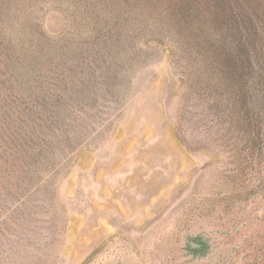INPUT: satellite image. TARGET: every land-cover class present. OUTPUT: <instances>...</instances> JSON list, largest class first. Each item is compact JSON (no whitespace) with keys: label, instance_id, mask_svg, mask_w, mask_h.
Instances as JSON below:
<instances>
[{"label":"rangeland","instance_id":"374dc122","mask_svg":"<svg viewBox=\"0 0 264 264\" xmlns=\"http://www.w3.org/2000/svg\"><path fill=\"white\" fill-rule=\"evenodd\" d=\"M0 264H264V0H0Z\"/></svg>","mask_w":264,"mask_h":264}]
</instances>
